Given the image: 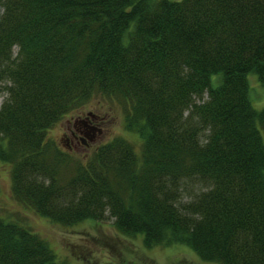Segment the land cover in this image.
Listing matches in <instances>:
<instances>
[{"label": "trees", "instance_id": "trees-1", "mask_svg": "<svg viewBox=\"0 0 264 264\" xmlns=\"http://www.w3.org/2000/svg\"><path fill=\"white\" fill-rule=\"evenodd\" d=\"M0 5V163L14 199L62 226L108 212L147 248L264 264V108L248 81L264 84V0ZM96 95L121 105L138 150L114 137L79 160L47 137ZM190 179L207 187L179 204ZM17 222L0 214V264H67Z\"/></svg>", "mask_w": 264, "mask_h": 264}, {"label": "rangeland", "instance_id": "rangeland-1", "mask_svg": "<svg viewBox=\"0 0 264 264\" xmlns=\"http://www.w3.org/2000/svg\"><path fill=\"white\" fill-rule=\"evenodd\" d=\"M16 51L17 48L14 49V53ZM248 81L253 106L258 109L264 108V84L252 73L248 75ZM7 84L1 83L0 106L7 97V91L3 88ZM206 98L207 94L203 100ZM88 111L98 114L100 132L90 142L87 140L89 143L87 146L74 142L68 148L64 137L61 138L66 121H73L76 115ZM47 137L54 140L60 149L67 151L68 148L73 157L79 160L88 157L97 145L114 137L129 140L137 146V150L141 144L140 137L124 127V111L121 105L101 95L94 96L85 107L64 116L47 132ZM204 138L205 135L202 136V139ZM206 187V184L197 179L185 180L181 186L178 203L183 204L192 200ZM0 214L39 233L67 264H218L203 261L190 247L181 243L147 248L142 243V234L126 236L119 233L113 226L114 218L110 217L108 212L107 218L102 221L88 219L69 227L56 224L14 199L10 189L9 168L2 163H0Z\"/></svg>", "mask_w": 264, "mask_h": 264}, {"label": "flooded vegetation", "instance_id": "flooded-vegetation-1", "mask_svg": "<svg viewBox=\"0 0 264 264\" xmlns=\"http://www.w3.org/2000/svg\"><path fill=\"white\" fill-rule=\"evenodd\" d=\"M98 115L87 113V114H81L78 115L77 118H75L74 123H70V121H67L65 132H62L61 137H66V135L69 138V141H66V146L69 147L70 144H74V142L77 143H87L86 137H91L93 135H96L98 132H100V128L98 127Z\"/></svg>", "mask_w": 264, "mask_h": 264}, {"label": "water", "instance_id": "water-1", "mask_svg": "<svg viewBox=\"0 0 264 264\" xmlns=\"http://www.w3.org/2000/svg\"><path fill=\"white\" fill-rule=\"evenodd\" d=\"M88 137V136H87ZM89 140H91L92 138L91 137H88Z\"/></svg>", "mask_w": 264, "mask_h": 264}]
</instances>
